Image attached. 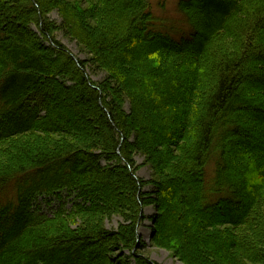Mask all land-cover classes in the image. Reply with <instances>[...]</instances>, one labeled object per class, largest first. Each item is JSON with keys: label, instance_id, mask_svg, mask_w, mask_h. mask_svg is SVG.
Listing matches in <instances>:
<instances>
[{"label": "trees", "instance_id": "16d2710c", "mask_svg": "<svg viewBox=\"0 0 264 264\" xmlns=\"http://www.w3.org/2000/svg\"><path fill=\"white\" fill-rule=\"evenodd\" d=\"M154 1L0 0V264H158L146 205L183 264H264V143L244 140L264 138V0H177L180 22Z\"/></svg>", "mask_w": 264, "mask_h": 264}, {"label": "rangeland", "instance_id": "374dc122", "mask_svg": "<svg viewBox=\"0 0 264 264\" xmlns=\"http://www.w3.org/2000/svg\"><path fill=\"white\" fill-rule=\"evenodd\" d=\"M164 3V9H161L159 6H157L158 1H154L153 7L156 13H158L159 16L165 17L166 19H172V20H178L179 18H182L181 15L176 11V1L177 0H160ZM47 17L49 20H54L56 23L60 22V18L58 16V13L56 10L51 11ZM182 23V22H181ZM33 28V27H31ZM56 39L64 45L69 52L73 55L75 59H81L85 60L87 58V55L80 51V48L78 47L77 43L74 40L69 39L66 37L62 31L55 32ZM208 63V60L205 62V66ZM204 66V65H203ZM207 73H209L208 66H207ZM94 82L101 81L105 74L103 72H97V73H91L87 72ZM63 101H65V106L62 109H59L58 113H62L64 109L67 111L68 116H73L76 111L73 106L70 105V102L67 100V97L63 96ZM125 110L128 111V104L125 105ZM82 111V110H81ZM66 115V114H63ZM78 114H75L72 117V121L76 122L80 120L77 118ZM71 118V117H70ZM246 119L243 120L242 123H246ZM248 137L244 138V140L251 141L252 143H255L257 145H263L261 143H264V138H260L257 136V134L250 132ZM135 165L137 167L136 176L140 178L143 181H148L152 177V170L149 167V165L145 162L144 156L142 155H136L134 157ZM142 190L144 192H150L152 190V187L150 185L143 186ZM75 196L72 194H68L67 192H62L60 195H42L38 196L33 202H32V211L38 214H44L47 216L52 215L57 210H67L71 207V205L76 202ZM176 207V206H175ZM155 213V208L152 205H146L143 208V214L145 216V219L142 221L141 225L139 226V234L141 236V242L143 244V249L140 252L142 255L148 257L150 260L157 262L158 264H183L181 261L176 259L172 254L163 248L157 247L153 245L150 241L151 236V230H152V223L150 221V216H152ZM189 213V211H188ZM121 222V218L117 216H112L111 218L107 219L105 222L106 228L115 229L118 225V223ZM125 256H128V253L126 251L123 252Z\"/></svg>", "mask_w": 264, "mask_h": 264}, {"label": "bare ground", "instance_id": "6f19581e", "mask_svg": "<svg viewBox=\"0 0 264 264\" xmlns=\"http://www.w3.org/2000/svg\"><path fill=\"white\" fill-rule=\"evenodd\" d=\"M44 99V98H43Z\"/></svg>", "mask_w": 264, "mask_h": 264}]
</instances>
